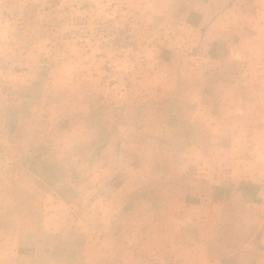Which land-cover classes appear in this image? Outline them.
Listing matches in <instances>:
<instances>
[{
	"label": "rangeland",
	"instance_id": "obj_1",
	"mask_svg": "<svg viewBox=\"0 0 264 264\" xmlns=\"http://www.w3.org/2000/svg\"><path fill=\"white\" fill-rule=\"evenodd\" d=\"M231 5L0 0V264H264V29L161 47Z\"/></svg>",
	"mask_w": 264,
	"mask_h": 264
},
{
	"label": "crops",
	"instance_id": "obj_2",
	"mask_svg": "<svg viewBox=\"0 0 264 264\" xmlns=\"http://www.w3.org/2000/svg\"><path fill=\"white\" fill-rule=\"evenodd\" d=\"M235 2L237 4L235 10H230L231 7L234 8L231 5L228 9H223L221 14L216 15L214 13L216 16L211 21H208L204 11L201 13L199 23H189L188 19H185L184 22H181V27L178 28L179 32H175L174 40L172 41L169 37L168 40L166 39L162 43L163 46L161 47L164 49H179V52H177L179 62H181L182 54L185 51H187L188 60H192V62H200L199 60L203 57L211 59V48L209 46H212L222 35L223 32L220 31L221 27L219 26V24H222L226 33L230 32L233 25H235L233 30L238 29V33L241 34L237 37H239V42L242 45V50H240L242 57L248 55L249 52L253 54L256 48L254 45L249 46L247 44L250 42L254 44L257 41L255 31L258 32L264 29V6L261 5L264 1L235 0ZM247 4L248 6H246ZM241 6H243V9L240 10ZM231 18L234 19V24L231 22L233 20ZM261 35H264V32ZM160 61L161 59L158 62ZM234 97L238 98L237 96Z\"/></svg>",
	"mask_w": 264,
	"mask_h": 264
}]
</instances>
